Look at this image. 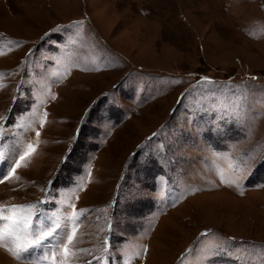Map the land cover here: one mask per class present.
<instances>
[{"label":"rangeland","instance_id":"obj_1","mask_svg":"<svg viewBox=\"0 0 264 264\" xmlns=\"http://www.w3.org/2000/svg\"><path fill=\"white\" fill-rule=\"evenodd\" d=\"M29 144L0 206L75 211L68 264H264V0H0V175Z\"/></svg>","mask_w":264,"mask_h":264},{"label":"snow or ice","instance_id":"obj_2","mask_svg":"<svg viewBox=\"0 0 264 264\" xmlns=\"http://www.w3.org/2000/svg\"><path fill=\"white\" fill-rule=\"evenodd\" d=\"M223 119V117H222ZM39 137L40 133H36ZM34 151L32 144L27 146V151L19 156V159H12L10 171L6 175H0V183H3L6 179L11 178L18 168L21 167V162L24 161L28 156H30ZM4 157V154L0 152V159ZM148 161L146 160L145 163ZM49 200L41 202V205L48 203ZM36 205L28 206H13L5 210L0 206V221H7L0 228V245H3L5 240L10 241L13 247L9 248V251L13 252V255L20 260H24L26 264H68V257L70 255L69 246L73 244L74 238L76 236V222L79 219L78 214L73 211L70 218L72 223V228L70 234L66 235V243L62 238H57V230L61 227L59 220L48 224L45 227L42 225L45 223L44 219H39V217L44 216V210L41 208L39 212H34ZM7 211L8 215H3ZM25 213H27L25 215ZM38 217L35 221L33 217ZM35 224V228L33 225ZM50 239H57V243L44 252L42 257L29 258L27 253L30 249L42 248L46 241ZM105 245H110L109 240L104 241ZM146 251V249H145ZM104 252H108V248H104ZM63 255V260H58L59 255ZM227 252L217 248L213 255H226ZM91 264V262H89Z\"/></svg>","mask_w":264,"mask_h":264}]
</instances>
